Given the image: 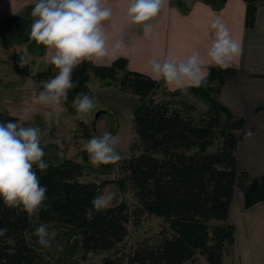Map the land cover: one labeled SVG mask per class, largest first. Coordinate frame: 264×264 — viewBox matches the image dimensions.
I'll use <instances>...</instances> for the list:
<instances>
[{
  "label": "trees",
  "instance_id": "trees-1",
  "mask_svg": "<svg viewBox=\"0 0 264 264\" xmlns=\"http://www.w3.org/2000/svg\"><path fill=\"white\" fill-rule=\"evenodd\" d=\"M203 1L214 7L225 2ZM243 1L244 25L251 28L261 0ZM176 3L184 5L183 0ZM33 7L34 1L18 15L0 20V44L6 47L15 42L26 43L31 54H44L45 48L29 39ZM52 66L34 73L35 81L55 77L58 70L54 74ZM89 70L113 78L119 74L120 87L139 97L133 109V123L143 146L140 153L124 161L126 177L132 182L140 202L133 214L135 219L142 213L162 217L167 227L159 238L139 243L125 252L121 246L129 234L130 212L124 201L94 212L91 219L86 217L92 198L110 180L81 182L78 178L83 174V164L58 155L44 156L49 164L46 171L41 172L33 166L40 183L48 188L47 199L38 216L29 218L19 209L6 207L0 199V229H7V233L0 236V264H51L45 256L52 255L51 251L55 253L58 244L64 247V257L79 254V259H85L90 252L109 253L94 264H192L198 253L209 264H229L224 253L234 242V226L213 224L211 220H227L235 187L242 191L244 208L264 202V174L253 177L235 167V148L245 132L244 119L230 113L212 96L224 84L236 81L237 70L211 67L206 86L187 88L201 94L210 105L208 117L200 123L192 121L168 102L156 101L153 95L161 83L130 70L123 57L108 65L85 61L73 70L72 80L77 86L69 90L68 101L64 103L71 112L77 93L91 96L85 85ZM211 90L212 95L209 94ZM168 91L172 95L182 92ZM8 121L16 122V118L0 112V122ZM214 136L219 138L220 148L210 152L208 148ZM81 155L87 158L85 150ZM117 183L123 190L125 181L120 179ZM40 224H46L49 231L55 233L51 249L37 243L34 232ZM59 255L61 259L62 254ZM54 262L64 264L65 260ZM67 264L80 263L77 259H69Z\"/></svg>",
  "mask_w": 264,
  "mask_h": 264
},
{
  "label": "clouds",
  "instance_id": "clouds-1",
  "mask_svg": "<svg viewBox=\"0 0 264 264\" xmlns=\"http://www.w3.org/2000/svg\"><path fill=\"white\" fill-rule=\"evenodd\" d=\"M169 0H128L126 15L128 22L142 29L144 38L153 32L152 21L167 7ZM113 9L109 0H34L31 11L32 23L29 39L42 45L50 53V63L57 74L54 78L42 81V90L37 102L48 111L43 113L47 121H57L65 109L69 90L77 85L72 80L73 70L85 61L102 63L122 54L126 47L123 40H116L109 48V35L106 25L111 21ZM116 25L112 24L113 31ZM213 38L206 57L192 52L185 59L162 56L149 60V74L155 81H162L172 90L186 92L188 87H202L207 84V66L226 70L241 54V45L232 38L228 27L217 17L210 23ZM29 60L21 56L20 67ZM97 106L96 99L86 93H77L72 100L76 118L86 121L89 113ZM21 122H0V199L8 208L19 209L29 218L38 216L47 199L48 188L40 183L34 170L41 172L49 164L43 157L41 129L31 125L25 127ZM251 136V130L245 133ZM120 139L105 130L101 135H93L85 144L89 162L93 167L116 164L122 157L117 151ZM62 147V146H61ZM63 157V152L58 153ZM115 194L101 191L91 200L86 217L108 209ZM7 229H0L4 236ZM34 235L37 243L51 249L54 232L46 224H40ZM11 243V238H9Z\"/></svg>",
  "mask_w": 264,
  "mask_h": 264
},
{
  "label": "crops",
  "instance_id": "crops-1",
  "mask_svg": "<svg viewBox=\"0 0 264 264\" xmlns=\"http://www.w3.org/2000/svg\"><path fill=\"white\" fill-rule=\"evenodd\" d=\"M33 1L0 0V20L8 15H18ZM176 1L169 0L167 7L152 21L151 36L144 38L142 29L128 22V0H109L113 9L111 21L106 25L109 48L116 40H123L126 47L122 54L95 65H108L123 57L130 70L150 77L148 62L154 58L185 59L196 51L207 59L213 38L210 23L219 17L232 38L241 45V54L230 66L237 70L236 81L221 86L214 98L230 113L244 119L245 132L235 148L236 170L253 177L260 176L264 174V0L258 5L251 28L244 25L243 0H225L220 7L203 0H183V6ZM112 24L117 26L115 31ZM42 58L50 63V53L46 49ZM211 67L215 66H207L208 73ZM248 130H251V136L245 135ZM228 220L235 232L230 264H264V202L244 208L243 194L238 188L232 196Z\"/></svg>",
  "mask_w": 264,
  "mask_h": 264
},
{
  "label": "rangeland",
  "instance_id": "rangeland-1",
  "mask_svg": "<svg viewBox=\"0 0 264 264\" xmlns=\"http://www.w3.org/2000/svg\"><path fill=\"white\" fill-rule=\"evenodd\" d=\"M21 56H26L29 60L23 68L20 67ZM48 65L51 63H46L42 55L31 54L26 43L15 42L6 47L0 44V112L13 116L16 118V122L24 123L25 127L29 125L39 127L41 129V147L45 156L52 158L53 155L63 152V157L58 156L71 158L83 164L85 168L83 174L78 178L79 181L98 183L102 180H110L101 188V191L107 190L114 193L115 198L111 205L124 201L130 212V220L127 224L129 234L121 246L125 252L132 250L139 243L159 238L162 234L161 231L167 227V222L162 217L147 213H142L137 219L134 218L136 215L133 212L140 207V202L132 182L126 177L124 166V161L140 153L143 146L137 137L133 123V109L139 103L138 95L129 89L120 87L119 74L113 78L109 75L100 76L93 70H89L85 85L91 91V96L95 97L97 106L88 114L87 122L77 119L75 109L71 112L65 104L62 105L65 110L60 113L58 122L47 121L43 113L49 109L40 105L37 98L43 87L41 82L52 78L37 82L33 74L45 70ZM52 72L56 74L54 66H52ZM209 94L212 95V90L209 91ZM153 98L156 101L168 102L172 107L180 109L185 116H190L192 121L198 123L204 117H208L210 110V105L205 97L188 90L172 95L164 85H161ZM105 130L119 137L120 143L117 146V151L122 159L116 164L93 167L89 162L88 154L87 158L83 159L81 151L85 150L84 144L93 135H101ZM220 143L219 138L214 136L208 150L210 152L218 150ZM120 179L125 181L123 190L117 183ZM234 191H238V188L235 187ZM211 222L218 225L230 223L228 217L224 222L215 219H212ZM231 246L224 253L225 261L229 264ZM51 252L52 255L49 253V256H45L51 264H54L55 260L60 262L65 260L64 264H67L69 259H77L80 264H94L109 255L107 252L97 254L90 252L85 259H79V254L71 257L66 254L64 257L62 244H58L55 253ZM59 254H62L61 259H58ZM192 264L209 263L202 254L198 253Z\"/></svg>",
  "mask_w": 264,
  "mask_h": 264
}]
</instances>
